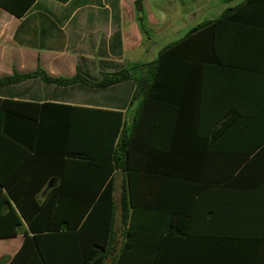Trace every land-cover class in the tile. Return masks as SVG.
Here are the masks:
<instances>
[{
    "label": "crops",
    "instance_id": "obj_1",
    "mask_svg": "<svg viewBox=\"0 0 264 264\" xmlns=\"http://www.w3.org/2000/svg\"><path fill=\"white\" fill-rule=\"evenodd\" d=\"M246 1L142 0L138 13L137 0H0V79L41 69L53 78L80 75L86 81L56 87L29 80L0 90V99L68 106L55 110L61 116H49L59 128L71 122L82 126L93 115L86 109L120 112L130 125L137 108L134 83L104 89L93 84L103 74L152 63L173 46L174 65L159 72L143 121V136L153 144L149 173L161 170L156 149L163 150L162 138L168 136L173 158L186 162H178L184 165L180 171L215 185L194 201L189 241L165 243L162 264H231L226 256L247 252L216 240L256 241L252 263L264 264V0L241 7ZM164 109L180 114L166 123L153 117ZM162 127L169 128L167 135ZM35 171H23L25 178L11 189H37ZM124 175L114 174L116 251L127 239L119 222ZM55 186L42 185L38 201ZM143 188L145 193L159 189L149 181ZM149 200L141 203L142 223L151 219ZM164 234H136L132 251L146 259L123 264H152L149 256ZM23 239V234H0V264L13 259Z\"/></svg>",
    "mask_w": 264,
    "mask_h": 264
},
{
    "label": "trees",
    "instance_id": "obj_2",
    "mask_svg": "<svg viewBox=\"0 0 264 264\" xmlns=\"http://www.w3.org/2000/svg\"><path fill=\"white\" fill-rule=\"evenodd\" d=\"M141 1L136 2L138 13L142 12ZM252 2L247 0L241 7ZM231 12L228 10L216 23L223 22ZM138 22L145 32L141 17ZM172 47L163 49L152 63H135L118 72L103 74L101 81L93 84L104 89L127 81L134 83L132 104L136 102L137 108L130 125L124 123L120 112L86 109L93 115H88L82 126L71 122L68 127L59 128L55 122L49 123V116H61L64 113L55 110L68 106L0 99V234L24 235L19 251L8 264L141 263L146 258L132 251L138 241L135 235L150 232L165 233L149 256L152 264H162L167 258L163 252L165 243L189 241L186 236L193 226L194 201L215 184L205 177L197 180L194 174L182 173L184 165L178 162H186L173 158L168 136L162 138L163 150L156 149L161 154L158 159L161 170L149 173L152 171L147 158L153 144L150 137L143 136V121L149 118L147 107L151 93L158 86L159 72L168 64L174 65L170 59ZM29 80L56 87L86 83L80 75L71 79L53 78L38 69L1 78L0 90ZM178 114L164 109L153 117L166 123ZM153 129L159 128L154 125ZM160 129L166 135L169 132L167 127ZM29 167H36L32 182L38 188L11 189L25 178L23 171ZM116 171L125 174L119 222L127 237L118 251ZM146 181L157 184L159 189L145 193ZM45 183L56 186L40 202V187ZM148 197L146 209H150L151 219L142 223L140 220L146 212L141 203ZM214 243L247 250L243 255L226 256L233 259L231 264H253L256 241L216 240Z\"/></svg>",
    "mask_w": 264,
    "mask_h": 264
}]
</instances>
